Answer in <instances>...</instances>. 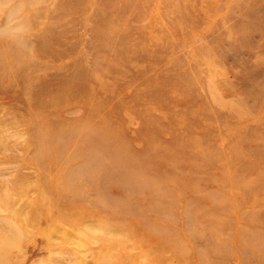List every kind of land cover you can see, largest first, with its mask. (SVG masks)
Listing matches in <instances>:
<instances>
[{
    "label": "rangeland",
    "instance_id": "rangeland-1",
    "mask_svg": "<svg viewBox=\"0 0 264 264\" xmlns=\"http://www.w3.org/2000/svg\"><path fill=\"white\" fill-rule=\"evenodd\" d=\"M0 264H264V0H0Z\"/></svg>",
    "mask_w": 264,
    "mask_h": 264
}]
</instances>
